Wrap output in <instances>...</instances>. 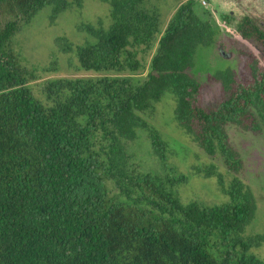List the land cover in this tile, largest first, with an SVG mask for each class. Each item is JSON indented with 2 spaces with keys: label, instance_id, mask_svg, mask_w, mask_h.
Here are the masks:
<instances>
[{
  "label": "trees",
  "instance_id": "1",
  "mask_svg": "<svg viewBox=\"0 0 264 264\" xmlns=\"http://www.w3.org/2000/svg\"><path fill=\"white\" fill-rule=\"evenodd\" d=\"M178 1L161 29L144 0H110V25L74 47L89 75L47 79L34 93L39 74L22 65L13 38L42 8L58 14L69 3L0 0V264H264L249 254L264 235H242L254 209L245 192L237 189L225 204L184 203L171 190L183 177L163 179L130 162L126 142L138 128L157 155L166 150L140 116L165 94L177 125L223 161L224 149L235 155L226 125L264 132L257 19H240L238 34L259 54L245 53L239 71H215L223 96L208 107L188 71L219 30L198 15L195 0ZM49 66L42 72L55 70Z\"/></svg>",
  "mask_w": 264,
  "mask_h": 264
},
{
  "label": "rangeland",
  "instance_id": "2",
  "mask_svg": "<svg viewBox=\"0 0 264 264\" xmlns=\"http://www.w3.org/2000/svg\"><path fill=\"white\" fill-rule=\"evenodd\" d=\"M67 1L69 6L58 14L53 13L51 6L42 8L13 38L14 50L22 65L39 74V78L30 83L34 93H38L39 86L47 79L88 76L89 73L79 68L74 47L91 39L92 31L106 29L111 23L110 0ZM178 2L144 0L146 6L158 11L161 29ZM195 10L219 30L212 46L197 49L195 65L188 71L201 85L203 104L213 107L223 96L220 81L213 77L215 71L228 67L239 71L245 53L259 54V47L241 38L238 29L240 19L252 18L257 19L264 30V0H195ZM149 57H146V65ZM51 61L55 63L49 66ZM47 66L55 70L42 72ZM145 73L146 70L134 75V80H143ZM174 106L171 95L165 94L153 109L140 114L144 123L156 129L168 145L157 155L150 146L146 130L138 128L136 139L126 142L130 162L141 171L163 179L183 177L171 190L184 203L196 200L205 206L225 204L231 200V194L240 189L251 197L254 207L242 227V235L250 239L264 235V132L226 125L230 150L235 155L224 149L223 161L217 151L208 154L177 125ZM232 154L236 160L231 158ZM249 254L262 259L264 241H253Z\"/></svg>",
  "mask_w": 264,
  "mask_h": 264
}]
</instances>
